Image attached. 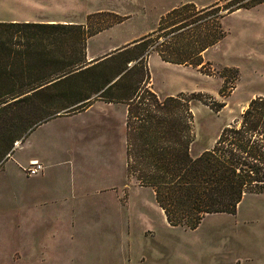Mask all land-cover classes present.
<instances>
[{"label":"rangeland","instance_id":"rangeland-1","mask_svg":"<svg viewBox=\"0 0 264 264\" xmlns=\"http://www.w3.org/2000/svg\"><path fill=\"white\" fill-rule=\"evenodd\" d=\"M192 1L0 0V21L98 25L101 19H111L106 15L110 12L122 17L113 24L118 25L114 31L130 39L156 29L174 5L212 0ZM97 13L104 14L93 15ZM259 19H264V13L224 18L226 36L204 55L199 66L165 62L156 52L150 57L151 83L159 95L183 92L203 96L192 100L194 157L214 146L251 99L264 96V46L255 41L264 25H252L260 23ZM110 42L106 38L102 48H108ZM252 50L258 53L249 57ZM228 64H239L242 69L225 68ZM122 107L126 114V106L121 105L116 115H121ZM79 111L59 113L68 116ZM44 112L26 107L0 111V150L11 147L6 155L0 154V259L4 264H264V193L246 195L236 214H208L196 229L170 225L153 190L129 176L126 160L117 158L108 147L103 154L105 140L97 137L101 127L95 126L102 117L98 108L84 116L90 119L89 136L93 139L75 133L78 137L73 141L71 127L62 128L64 156L70 158L68 148L73 144L78 165L71 170L65 163L61 171L51 170L39 178L23 171L24 178L14 159L31 155L28 140L9 165L6 161L35 128H29V116ZM79 124L81 129L88 125L80 120ZM5 164L11 168L7 173L1 172ZM24 185L29 194L20 197ZM41 190L67 199L59 207L40 205L36 198ZM72 194L74 200H69Z\"/></svg>","mask_w":264,"mask_h":264},{"label":"trees","instance_id":"trees-1","mask_svg":"<svg viewBox=\"0 0 264 264\" xmlns=\"http://www.w3.org/2000/svg\"><path fill=\"white\" fill-rule=\"evenodd\" d=\"M262 2L183 4L163 15L156 29L93 65L85 57L87 41L120 22L116 13L98 25L0 21V111L46 110L29 116L32 128L59 112L85 109L96 96L124 103L127 172L153 190L170 225L196 229L208 214H236L246 195L264 193V96L251 99L214 146L194 157L192 100L203 96L159 95L149 56L156 52L165 62L199 66L204 52L226 36L223 18Z\"/></svg>","mask_w":264,"mask_h":264},{"label":"crops","instance_id":"crops-1","mask_svg":"<svg viewBox=\"0 0 264 264\" xmlns=\"http://www.w3.org/2000/svg\"><path fill=\"white\" fill-rule=\"evenodd\" d=\"M215 1L212 0V1H205V2H198V3H196L195 1L194 2L198 6H207V5L213 4ZM189 2H193V1L189 0ZM182 3L184 4L185 2H182ZM178 6L179 5H174L172 8H176ZM172 8H170L169 10H172ZM246 13H256V14L264 13V2L252 8L239 9L233 13L226 15L224 18L231 17V16L242 18ZM259 21L260 23H254L252 25H264V19H259ZM242 25H247V24H242ZM116 26L118 25L110 26L94 34L88 39L87 50H86L87 52L85 54V57H86L87 62L90 63L89 65L96 64L97 62L102 61L105 58L114 55L117 51L124 48L126 45H129L133 41L142 37V36H136L130 39L122 38L121 33H119L118 31H114V30H117ZM106 38H110L111 40L110 44L111 43L112 44L108 48H102L103 44L106 41ZM255 38H256L255 39L256 42L261 43L264 46V43H263L264 42V32H261V34L256 33ZM93 44H94V47H93ZM217 45L218 43L215 46ZM211 48L206 50L204 52V55ZM257 53L258 51L256 52L252 50L250 51V53H248V56L249 57L255 56ZM151 56L152 54L149 56V60ZM238 65L239 64H233V65L228 64L225 66V68L235 69L238 72H240L242 68L241 66H238ZM121 105L123 106L125 104L121 102L105 101L101 99L100 97L96 96L95 98L92 99L91 104L87 108L82 109L83 111L81 112L79 111L78 113H75L73 115H68V116H64L62 113H59L57 116L36 125L35 128H32L29 135L23 141L21 142L19 141L18 145L16 146L17 148H15L11 152V154H9L10 159L6 161V164L8 163L9 165V161L14 158V154L16 153V151L21 149L24 146V144L25 143L27 144V142L29 141L33 149V152L31 153V155L30 154L21 155L20 158L14 159L15 160L14 166H16V170H18V173H22L24 178L26 177V175L23 172L24 171L23 168L25 166H28L31 160H39L44 165V170L38 173L39 176L37 175L35 178L42 177L44 174H47V175L51 174L49 173L51 170H55V172L61 171L60 167L65 165V163H69L70 168L72 170V168L78 165L79 162L74 157L75 151H74L73 144H71L70 147L68 148L69 155H71L70 158L66 159V157L64 156L65 153H63V150L66 148L64 147V145H61V142H60L62 128L63 126L71 127L72 129L71 137L73 141L77 139L78 137V135L76 136L75 133H82L83 136L85 135V138L87 137L86 139H88V141L90 138L93 139L92 135L91 137L89 136V131H90V128L92 127L89 125L90 119L84 116L90 114V112L94 110L95 108H98L100 110V114L102 116L100 120L98 121L96 120L95 126L101 127V129L98 130L97 137H100L101 141L105 140V143H103L104 145L103 154L107 153V147H108L110 148L111 152L114 153V155L117 158L121 157L123 162H124V159L127 161V123H126L127 106L125 105L126 114H125V110L122 107L121 115H116V112H117L116 108ZM104 114H106V116H104ZM79 120L84 121V123L85 122L88 123V125L86 126V129L84 128V126H82L83 129H81ZM65 121H66V125H65ZM38 131H40V133H37ZM35 132L37 134L34 135L35 136V137L33 136L34 139L30 141L29 137L33 133L35 134ZM97 137H94V138L97 139ZM120 145L123 147V151L121 150L122 148H120ZM87 146H89V142L87 143ZM6 164H5V170H2L1 172L3 171L6 172L7 170L11 169L7 167L8 165ZM57 167L59 169H56ZM24 186H25V190L20 191V194H19L20 197H23L24 195L29 194V192L26 194L27 192L26 185ZM55 186H58V185L55 184ZM56 189L59 190V188H56ZM70 197L71 198H68L69 200H74L73 194ZM36 199L39 200L38 203L40 205L48 206V205L56 204L57 205L56 207H59L65 203V200L67 198H65L63 195L57 196V192L54 193V192H47V191L41 190V193L38 191ZM55 219H58V218L56 217ZM0 264H4L1 259H0ZM14 264H16V261Z\"/></svg>","mask_w":264,"mask_h":264},{"label":"built area","instance_id":"built-area-1","mask_svg":"<svg viewBox=\"0 0 264 264\" xmlns=\"http://www.w3.org/2000/svg\"><path fill=\"white\" fill-rule=\"evenodd\" d=\"M24 171L29 176H35L44 170V165L39 160H31L28 166H25Z\"/></svg>","mask_w":264,"mask_h":264},{"label":"water","instance_id":"water-1","mask_svg":"<svg viewBox=\"0 0 264 264\" xmlns=\"http://www.w3.org/2000/svg\"><path fill=\"white\" fill-rule=\"evenodd\" d=\"M131 65V64H130Z\"/></svg>","mask_w":264,"mask_h":264}]
</instances>
